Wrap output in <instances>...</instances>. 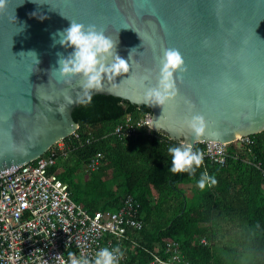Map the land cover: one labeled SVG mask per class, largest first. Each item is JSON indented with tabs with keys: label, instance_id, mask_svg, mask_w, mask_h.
Listing matches in <instances>:
<instances>
[{
	"label": "water",
	"instance_id": "water-1",
	"mask_svg": "<svg viewBox=\"0 0 264 264\" xmlns=\"http://www.w3.org/2000/svg\"><path fill=\"white\" fill-rule=\"evenodd\" d=\"M70 20L102 29L130 66L105 77L91 97L148 107L152 131L192 148L264 131V0H6L0 10V172L34 161L78 129L71 114L83 98L81 78L65 84L55 71L57 53L67 57L74 49L54 46L53 34ZM165 48L180 51L187 72L177 74L183 79L175 100L150 105L145 91L157 84ZM193 115L208 122L200 138L184 124Z\"/></svg>",
	"mask_w": 264,
	"mask_h": 264
},
{
	"label": "trees",
	"instance_id": "trees-1",
	"mask_svg": "<svg viewBox=\"0 0 264 264\" xmlns=\"http://www.w3.org/2000/svg\"><path fill=\"white\" fill-rule=\"evenodd\" d=\"M146 114H151L148 107L113 96L94 95L91 103H79L71 114L77 133L96 139L58 158L49 172L88 212L114 210L126 195L138 200L143 227L129 232L136 242L132 252L126 250L131 264H148L150 252L163 255V239L178 242L188 264H264V131L249 136V145L227 144L229 157L222 166L204 157L194 175L173 174L168 148L180 143L152 130L121 139L110 134L124 117ZM203 147L196 143L193 150ZM96 152L104 156L102 165L84 173L83 164ZM205 171L218 183L201 191L197 184ZM108 179L119 181L114 190ZM180 185H192L191 195ZM201 237L206 245L198 243Z\"/></svg>",
	"mask_w": 264,
	"mask_h": 264
},
{
	"label": "built area",
	"instance_id": "built-area-1",
	"mask_svg": "<svg viewBox=\"0 0 264 264\" xmlns=\"http://www.w3.org/2000/svg\"><path fill=\"white\" fill-rule=\"evenodd\" d=\"M149 130L147 114L137 120L126 116L110 134L121 139ZM95 139H82L76 130L34 161L0 172V264H70L69 253L94 261L105 247L120 249L118 264H131L126 250L132 252L136 242L129 232L143 227L138 200L126 195L114 210L88 212L71 200L57 174L49 172L58 158ZM238 141L251 144L248 137ZM203 144L205 158L225 164L227 144ZM103 159L101 152L93 154L83 164L85 172L97 171ZM198 243L206 245L207 240L201 237ZM163 244V255L150 252L148 264H188L178 242L163 239Z\"/></svg>",
	"mask_w": 264,
	"mask_h": 264
},
{
	"label": "clouds",
	"instance_id": "clouds-1",
	"mask_svg": "<svg viewBox=\"0 0 264 264\" xmlns=\"http://www.w3.org/2000/svg\"><path fill=\"white\" fill-rule=\"evenodd\" d=\"M5 4L6 0H0V10L5 7ZM53 41L54 46L58 43L64 48L74 49L67 57L57 53L59 67L55 68V71L59 75V81L65 84H70L72 77L79 76L81 78L80 88L83 98L80 99V103L82 104L91 103L92 91L101 88L105 77L107 80H111L130 71L128 62L116 53V43L106 36L102 29H98L95 24L85 26L70 20L68 28L58 30L53 34ZM28 53L35 57L36 64H38L39 60L36 53L34 51ZM130 57L131 52L129 59ZM110 59L111 63H109ZM159 65L157 84L147 88L145 100L150 102V105L164 106L178 96L177 80L182 81L183 77L177 74L187 72V68L182 54L175 48L163 50ZM147 78L144 77V79ZM186 103L191 105L190 101H186ZM56 111L64 115L61 106H58ZM184 124L195 138L204 136L208 129V122L203 115H193L190 119L186 118ZM213 135L219 136L220 134L213 133ZM168 153L171 156L169 171L173 174L188 173L192 176L204 162L203 152L194 151L191 144L182 143L177 147H169ZM217 183L215 177L210 176L205 171L201 174L197 186L203 191L206 187L215 186ZM122 255L119 248L110 250L105 247L95 254L94 261L83 257L78 258L74 253H69V258L70 264H118Z\"/></svg>",
	"mask_w": 264,
	"mask_h": 264
},
{
	"label": "rangeland",
	"instance_id": "rangeland-1",
	"mask_svg": "<svg viewBox=\"0 0 264 264\" xmlns=\"http://www.w3.org/2000/svg\"><path fill=\"white\" fill-rule=\"evenodd\" d=\"M83 172L84 173H86L84 170H83ZM109 181V183H108V185H110L112 188H111V190H114L115 189V185L116 184H118V182L116 181V180H111V179H108ZM191 186L192 185H180V188L183 190V193L186 195V196H190L191 195ZM233 225V224H232ZM234 227H236L235 225H233ZM238 228V227H237ZM231 231H232V229L233 228H229ZM230 235V234H229ZM228 235V236H229ZM223 244L226 242V241H228V238L226 237V238H224L223 240ZM216 245H218V244H216Z\"/></svg>",
	"mask_w": 264,
	"mask_h": 264
},
{
	"label": "crops",
	"instance_id": "crops-1",
	"mask_svg": "<svg viewBox=\"0 0 264 264\" xmlns=\"http://www.w3.org/2000/svg\"><path fill=\"white\" fill-rule=\"evenodd\" d=\"M233 231V230H232ZM232 231H230V232H232Z\"/></svg>",
	"mask_w": 264,
	"mask_h": 264
}]
</instances>
